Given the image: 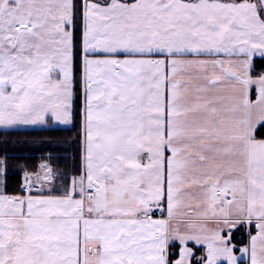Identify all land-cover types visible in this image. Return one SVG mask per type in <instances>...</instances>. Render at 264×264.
Returning a JSON list of instances; mask_svg holds the SVG:
<instances>
[{
    "label": "snow or ice",
    "instance_id": "1",
    "mask_svg": "<svg viewBox=\"0 0 264 264\" xmlns=\"http://www.w3.org/2000/svg\"><path fill=\"white\" fill-rule=\"evenodd\" d=\"M19 126L76 135L0 160V264H264V0H0Z\"/></svg>",
    "mask_w": 264,
    "mask_h": 264
},
{
    "label": "trees",
    "instance_id": "2",
    "mask_svg": "<svg viewBox=\"0 0 264 264\" xmlns=\"http://www.w3.org/2000/svg\"><path fill=\"white\" fill-rule=\"evenodd\" d=\"M76 135L75 131H63L57 127L25 129V130H0V160H7L8 172L18 171L20 165L27 164L35 167L46 157H51L53 163L58 158L70 155L65 149V141ZM63 167V161L58 162ZM15 176L10 175L9 183L14 187Z\"/></svg>",
    "mask_w": 264,
    "mask_h": 264
},
{
    "label": "rangeland",
    "instance_id": "3",
    "mask_svg": "<svg viewBox=\"0 0 264 264\" xmlns=\"http://www.w3.org/2000/svg\"><path fill=\"white\" fill-rule=\"evenodd\" d=\"M47 127L50 126H19L17 128H11V129L0 128V130H25V129L47 128Z\"/></svg>",
    "mask_w": 264,
    "mask_h": 264
}]
</instances>
